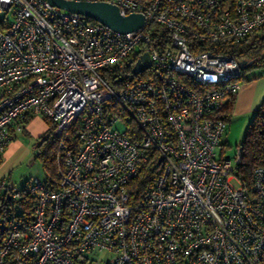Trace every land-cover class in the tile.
Returning a JSON list of instances; mask_svg holds the SVG:
<instances>
[{"label":"built area","instance_id":"built-area-1","mask_svg":"<svg viewBox=\"0 0 264 264\" xmlns=\"http://www.w3.org/2000/svg\"><path fill=\"white\" fill-rule=\"evenodd\" d=\"M102 1L142 26L0 0V164L35 116L59 139L55 188L0 177V204L31 200L0 214V264H264V166L243 179L223 149L243 76L226 51L264 30V0Z\"/></svg>","mask_w":264,"mask_h":264},{"label":"trees","instance_id":"trees-1","mask_svg":"<svg viewBox=\"0 0 264 264\" xmlns=\"http://www.w3.org/2000/svg\"><path fill=\"white\" fill-rule=\"evenodd\" d=\"M86 19L88 21H94L89 18ZM226 52L233 55L238 60H253L250 65H244L242 67V78L244 77V70L247 68H264V30L251 38L243 40ZM103 74L112 86H116V82L111 73L105 72ZM232 106L233 102L227 108L228 113L223 116L228 122L231 120ZM47 121L49 123L48 131L41 140L34 145L36 151L35 159H39L42 164L45 174L44 179L51 184V187L55 188L57 186L55 152L59 139L51 135L53 123L48 119ZM78 126L79 118L72 122L65 131L62 139L67 147H75L77 145L76 132ZM236 146L237 148L241 147V153L239 161L236 163L235 170L239 177L247 179L250 177L251 170L254 166H264V100H262L259 106L253 111L246 125L243 140ZM151 172L152 168L145 169L135 180V184L140 188L145 186L151 179ZM30 204L31 200L26 195L17 202L8 201L5 203V201H3L0 204V214L8 213L19 208L25 214L29 215Z\"/></svg>","mask_w":264,"mask_h":264},{"label":"rangeland","instance_id":"rangeland-1","mask_svg":"<svg viewBox=\"0 0 264 264\" xmlns=\"http://www.w3.org/2000/svg\"><path fill=\"white\" fill-rule=\"evenodd\" d=\"M264 73L262 67H252L244 70V77L240 83L247 81L254 75ZM232 113V112H231ZM251 113L246 116L244 123L237 127L236 141L228 136V143L224 145V155H229L234 158L237 144L243 140L246 125L251 118ZM234 122V118L232 120ZM232 123V122H231ZM234 128V126L232 127ZM49 129V123L44 116H35L28 121L25 132L11 140L4 150V159L0 164V177L10 175L11 180L16 184H21L24 181L31 180L33 177L44 178V170L39 159H35V144L46 134ZM232 132V131H231ZM230 133V132H229ZM219 147L217 153L219 154ZM110 253L101 252L97 257L103 260L109 259Z\"/></svg>","mask_w":264,"mask_h":264},{"label":"water","instance_id":"water-1","mask_svg":"<svg viewBox=\"0 0 264 264\" xmlns=\"http://www.w3.org/2000/svg\"><path fill=\"white\" fill-rule=\"evenodd\" d=\"M52 5L62 8L66 11L77 13L82 17L100 22L110 29L118 32H129L138 29L144 22V16L140 13H131L122 15L115 4L102 0H48ZM253 60H239L241 67L250 65ZM131 60H127L121 66L124 69L129 65ZM150 65V60L147 53H143L140 59L132 68V73L136 75ZM241 147L236 150V162L239 161ZM35 158V156H34Z\"/></svg>","mask_w":264,"mask_h":264},{"label":"crops","instance_id":"crops-1","mask_svg":"<svg viewBox=\"0 0 264 264\" xmlns=\"http://www.w3.org/2000/svg\"><path fill=\"white\" fill-rule=\"evenodd\" d=\"M262 100H264V73L254 75L241 84L233 101L231 120L223 137V143H228L227 138L230 135L236 141L238 134L237 127L244 123L247 118L246 116L250 113L252 114ZM233 118L234 122L232 121ZM233 126L234 128H232ZM7 177L10 178V175Z\"/></svg>","mask_w":264,"mask_h":264}]
</instances>
